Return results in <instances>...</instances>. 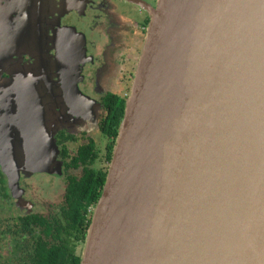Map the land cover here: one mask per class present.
I'll use <instances>...</instances> for the list:
<instances>
[{
    "label": "water",
    "instance_id": "95a60500",
    "mask_svg": "<svg viewBox=\"0 0 264 264\" xmlns=\"http://www.w3.org/2000/svg\"><path fill=\"white\" fill-rule=\"evenodd\" d=\"M146 8L81 264H264V0Z\"/></svg>",
    "mask_w": 264,
    "mask_h": 264
},
{
    "label": "flooded vegetation",
    "instance_id": "af4514ba",
    "mask_svg": "<svg viewBox=\"0 0 264 264\" xmlns=\"http://www.w3.org/2000/svg\"><path fill=\"white\" fill-rule=\"evenodd\" d=\"M154 5L150 0H0V210L19 217L63 218L69 179L81 178L87 167L108 168L110 111L129 97L150 21L146 6ZM49 59L59 61L58 73L68 75L84 104L89 96L95 105L92 113L80 105L61 113L69 120L58 129H48L47 107L34 89L41 79L52 84L46 95L55 114L57 100L50 96L56 70ZM99 81L104 88L98 87ZM38 125L43 130L35 131ZM15 133L29 144L32 140L38 153L51 151L49 172L33 169L17 175L11 158L4 163L1 150L11 146ZM81 151L89 154L87 164L77 163ZM95 208L89 207V217ZM5 227L6 222H0V232ZM0 237V254L6 258L12 248Z\"/></svg>",
    "mask_w": 264,
    "mask_h": 264
},
{
    "label": "trees",
    "instance_id": "16d2710c",
    "mask_svg": "<svg viewBox=\"0 0 264 264\" xmlns=\"http://www.w3.org/2000/svg\"><path fill=\"white\" fill-rule=\"evenodd\" d=\"M127 99L120 107L114 106L110 111V140L106 154L108 168L87 167L81 178L69 179L62 205L63 218L40 215L19 217L9 209L0 210V222H6L0 234L10 241L12 248L8 257L0 254L4 257L0 264H81L93 218V215L88 216L89 207H96L102 196ZM88 157L87 152L80 153L77 163H86Z\"/></svg>",
    "mask_w": 264,
    "mask_h": 264
},
{
    "label": "rangeland",
    "instance_id": "374dc122",
    "mask_svg": "<svg viewBox=\"0 0 264 264\" xmlns=\"http://www.w3.org/2000/svg\"><path fill=\"white\" fill-rule=\"evenodd\" d=\"M150 1L156 4L154 0H150ZM144 41H145V38H144ZM144 41L141 46L140 54L138 55V59H137L138 61H139V58H140V55L143 49ZM59 59L60 60L62 59L63 62L65 61L63 56L62 57L60 56ZM49 61L51 62L50 66L53 68V66L55 65V70H56L54 95L50 96L57 100V103L55 104V110H56L55 114L53 113L54 107L53 105L49 104V100L46 95V92H51L52 84L49 82H45L44 79H41L39 83L35 82V87H34V89H36L39 92V94L43 97V100L47 107V110H48L47 117L48 118L46 119H47L48 129L54 128V126H56L57 129L59 127L65 126L69 118H66L63 120L60 114L61 113L63 114L65 111L69 109L74 111V109L77 110L81 106V109L83 107H86V109H88V112H91V113L95 112L94 100L88 96L86 103L84 104L85 102L84 96L79 95L78 90L73 87L71 83V79L68 77V75L62 72L58 73L57 68L60 64L59 61L57 59H55V61H53V59L52 61L51 59H49ZM48 78L49 80L51 79L50 73H49ZM111 81L112 79L109 81L108 86H110ZM41 83L43 84V86H41ZM46 84H48V86H46ZM98 87L104 88V85L99 81ZM52 113H53V118H51ZM94 116L90 118L94 119L93 118ZM32 120L36 121L35 116L32 117ZM53 122H55L56 124H52ZM88 123H89V120H88ZM93 124L91 126H93ZM89 128L92 129L91 127ZM13 129H16V127H13ZM34 130L35 131L43 130L42 125L34 126ZM33 133L35 132L33 131ZM16 135L17 134L15 133V139H14V142L11 143V146L8 147L7 144H5L1 150L2 157L4 158V163L8 165L9 159L11 158L12 164H15L14 165L15 167L11 168V170L12 171L15 170L17 175H19L20 172L29 173L33 169L42 170V172H49V170L51 169L53 165V160H51V158H53V154L52 155L50 154L51 151L47 152V151L41 150L40 153H38V150L33 147L34 144L32 140H30V144H29V142L26 141L27 139L25 137L24 138L22 137L23 135L22 136H16ZM43 136L44 135L42 133L38 137L42 138ZM0 140H2V135L0 137ZM4 140H6V137H4ZM38 154H41V155H38ZM35 156L36 157L38 156V157L34 158ZM38 160L41 162V165H39Z\"/></svg>",
    "mask_w": 264,
    "mask_h": 264
}]
</instances>
